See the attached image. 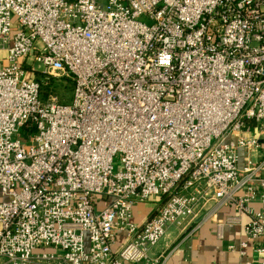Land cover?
<instances>
[{
	"label": "built area",
	"instance_id": "1",
	"mask_svg": "<svg viewBox=\"0 0 264 264\" xmlns=\"http://www.w3.org/2000/svg\"><path fill=\"white\" fill-rule=\"evenodd\" d=\"M98 1L0 0V264H165L226 207L264 239V0Z\"/></svg>",
	"mask_w": 264,
	"mask_h": 264
},
{
	"label": "crops",
	"instance_id": "2",
	"mask_svg": "<svg viewBox=\"0 0 264 264\" xmlns=\"http://www.w3.org/2000/svg\"><path fill=\"white\" fill-rule=\"evenodd\" d=\"M251 136L261 138L257 129L252 130ZM262 153L264 154V142ZM239 155L241 156L242 153ZM143 206L144 204L138 205L133 210V222L136 224L143 222L147 217ZM252 208L258 209L259 206L253 204ZM228 216H237L232 207L220 209L215 219L222 220ZM215 219L214 222L204 224L195 235L187 240H183L174 229H168L163 239L150 250V257L155 259L169 251L170 255L165 264H244L245 262L259 264L255 250L263 244L264 239L250 240L244 235L242 226L248 223V217L240 216V226L225 227L222 230L221 239L216 237ZM121 239L122 236L118 235L117 247ZM229 246L234 247V251H229ZM240 251L244 253L243 256H240Z\"/></svg>",
	"mask_w": 264,
	"mask_h": 264
},
{
	"label": "rangeland",
	"instance_id": "3",
	"mask_svg": "<svg viewBox=\"0 0 264 264\" xmlns=\"http://www.w3.org/2000/svg\"><path fill=\"white\" fill-rule=\"evenodd\" d=\"M99 5H101L102 7L104 6L106 0H99ZM11 22L13 24V26H15V22L16 20L14 18L11 19ZM41 72V70H38ZM36 74V73H35ZM33 75V77L35 78L36 75ZM31 77V76H29ZM51 92L53 94L56 95V97L58 98V100L61 103H69L70 99H71V94H72V83L71 81H69L68 79L64 78V77H60V75H57L55 77H53L52 81H51ZM119 162V158L115 157L114 158V164H118ZM158 200H149L146 203H144V209L147 213V215H150V213H152L155 208L158 205Z\"/></svg>",
	"mask_w": 264,
	"mask_h": 264
},
{
	"label": "trees",
	"instance_id": "4",
	"mask_svg": "<svg viewBox=\"0 0 264 264\" xmlns=\"http://www.w3.org/2000/svg\"><path fill=\"white\" fill-rule=\"evenodd\" d=\"M66 1L67 2H71L69 0H66ZM35 75L36 76H35L34 79L42 85V87H41V95H43L42 97H46L51 91V81H52V79L48 78V81H45L44 79H46V75L43 74V73H40V72L36 73ZM45 83H47V84L45 85ZM43 84H44V86H43Z\"/></svg>",
	"mask_w": 264,
	"mask_h": 264
}]
</instances>
